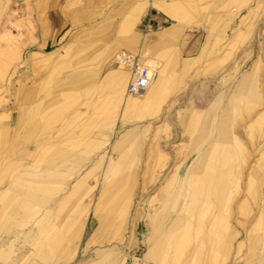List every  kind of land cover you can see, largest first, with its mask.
<instances>
[{"label": "rangeland", "instance_id": "1", "mask_svg": "<svg viewBox=\"0 0 264 264\" xmlns=\"http://www.w3.org/2000/svg\"><path fill=\"white\" fill-rule=\"evenodd\" d=\"M127 2L2 0L0 264H264V0ZM120 51L165 71L127 113Z\"/></svg>", "mask_w": 264, "mask_h": 264}, {"label": "bare ground", "instance_id": "2", "mask_svg": "<svg viewBox=\"0 0 264 264\" xmlns=\"http://www.w3.org/2000/svg\"><path fill=\"white\" fill-rule=\"evenodd\" d=\"M136 2H141L143 3L142 5H150L155 7L158 11H160L161 13H163L165 16H167L168 18H170L171 20L175 21L171 26L165 28L162 32H160L158 35L164 39L166 37H170V36H174L177 31L180 28V24L182 23V18H181V12L179 7L171 4V0H133ZM140 3V4H141ZM177 3V2H176ZM2 4V0L0 1V6ZM179 4V3H178ZM2 9V8H1ZM0 9V10H1ZM16 22V21H15ZM14 23V22H13ZM17 25V24H15ZM182 26V25H181ZM182 28V27H181ZM7 29V28H6ZM10 34L12 33V35L9 34V36L11 37H15V32L12 31L11 29H9ZM10 37V38H11ZM15 39V38H14ZM12 40V39H11ZM9 42V41H8ZM12 42V41H11ZM118 48V47H117ZM120 49V47L118 48ZM119 52V51H118ZM121 52V51H120ZM138 56V55H137ZM118 58V56H117ZM146 56H138L137 62L138 64L141 65H145L148 66L149 68L155 70V75L152 77L151 82L149 84V86L147 87V89L141 94V95H130L127 92V85L129 82V77L132 76V72L130 71V73L127 70H123L122 72H118L115 76H114V80H113V87L115 89V92L117 95V99L119 100V102L122 103V110L127 113L130 112L132 110H138V109H142L147 105V102L149 101L151 95L156 91V89L159 87V85L162 83V76H164L165 71L160 68L158 60L154 59V58H150L148 60H145ZM148 61V62H146ZM126 67V66H125ZM129 68V67H128ZM166 77V76H165ZM8 81H6L7 83ZM30 93V92H29ZM116 98V97H115ZM112 125V124H111ZM114 125V124H113ZM6 135V134H5ZM3 138V137H2ZM4 139V138H3ZM95 144L97 145V143H99V141H93ZM207 155V154H206ZM202 158V157H201ZM221 160V159H220ZM208 163V162H207ZM99 164V163H98ZM245 164V163H244ZM210 166V165H209ZM214 166V165H213ZM93 169V168H92ZM42 173H46V174H37L35 175V177H39V178H43L45 180H48L50 177L54 178L57 175L53 174V173H48V172H42ZM81 176V175H80ZM175 176H177V173L175 174ZM83 177V176H82ZM81 177V178H82ZM192 177V175H191ZM190 177V179H191ZM92 178V177H91ZM193 178V177H192ZM81 180V179H80ZM79 180V181H80ZM82 182V181H81ZM175 224L174 219L171 221V223L169 224L172 225ZM180 226V223L179 225ZM169 228V227H168ZM177 228V227H176ZM187 231V230H186ZM181 234V233H180ZM172 240V239H170ZM176 241V239L174 240ZM171 244H173L172 242H170ZM177 243V241H176ZM175 243V244H176ZM183 243V242H182ZM158 244V243H156ZM170 244V245H171ZM174 244V245H175ZM13 243L8 244L6 247H4V250L0 251L1 252V258L4 257L7 259V257H10V254L13 252L12 248H13ZM15 246V245H14ZM153 247V246H152ZM158 247V246H157ZM159 248V247H158ZM73 249V248H72ZM12 251V252H11ZM75 251V250H74ZM14 253V252H13ZM12 253V254H13ZM150 255H152V251L149 248V253L146 254V258L150 257ZM12 256V255H11ZM145 256V255H144ZM153 257V255H152Z\"/></svg>", "mask_w": 264, "mask_h": 264}, {"label": "built area", "instance_id": "3", "mask_svg": "<svg viewBox=\"0 0 264 264\" xmlns=\"http://www.w3.org/2000/svg\"><path fill=\"white\" fill-rule=\"evenodd\" d=\"M138 56L128 51L118 55L117 64L129 67L132 76L127 85V92L130 95H141L149 86L155 70L148 66L138 64Z\"/></svg>", "mask_w": 264, "mask_h": 264}, {"label": "crops", "instance_id": "4", "mask_svg": "<svg viewBox=\"0 0 264 264\" xmlns=\"http://www.w3.org/2000/svg\"><path fill=\"white\" fill-rule=\"evenodd\" d=\"M128 4H137V3H141V2H136V1H133V0H128L127 2ZM143 3L140 4V10L138 11V13L136 14V16H140L141 14H143V12H146V15L143 16L144 17V20H145V24L144 26L147 28V29H150L152 28L154 25H159L162 24L166 18L159 13V11L153 7V6H150V5H142ZM152 9H154V11H152ZM142 11V12H141ZM170 19V18H169ZM60 20H61V14L60 12H57V11H52V12H49V15H48V23H49V28L51 30H53L56 26L59 25L60 23ZM173 24V23H172ZM172 24L168 25V26H165L163 28V30L169 26H171ZM162 30V31H163ZM108 49V48H107ZM129 52V51H128ZM131 54H134V55H138V56H142L143 54L141 53H133V52H130ZM144 57V55H143ZM113 76V75H112ZM111 75L108 76L107 78V82L110 81L112 78ZM30 203V201H28L27 203L24 204V206L27 204ZM25 206V207H26ZM13 243V241L11 242ZM4 250V248H2L0 251ZM9 257H7L8 259ZM6 258L2 257L1 258V252H0V260H7Z\"/></svg>", "mask_w": 264, "mask_h": 264}]
</instances>
